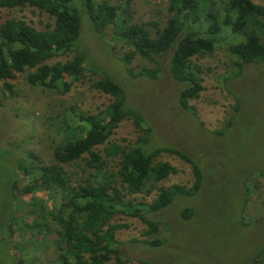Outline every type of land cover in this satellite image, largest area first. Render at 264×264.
Returning <instances> with one entry per match:
<instances>
[{
	"label": "trees",
	"instance_id": "16d2710c",
	"mask_svg": "<svg viewBox=\"0 0 264 264\" xmlns=\"http://www.w3.org/2000/svg\"><path fill=\"white\" fill-rule=\"evenodd\" d=\"M165 1L163 14L157 10L152 19L133 22V0H123L122 5L117 0H0V9L6 13L28 8L47 19L42 28L24 17L8 16L0 21V107L3 98L14 92L18 77L63 94L71 82H80L85 73L94 72L83 64L84 53L77 46L82 12L94 33L102 35L110 26V39L124 49L120 58L124 64L136 59L154 63L141 66L136 73L127 68L131 77L156 79L160 72L157 58L169 53L170 75L182 84L177 103L191 116L195 115L191 101L204 89L202 82L211 72L210 58L215 54L225 53V71L217 75L220 83L238 77L246 64L264 60V0ZM90 87L108 98L102 107L92 112L77 110L72 104L65 107L70 119L59 117V127L66 130L51 146L49 157L44 161L28 150L26 156L9 164L13 176L3 187L8 189V198L17 202L0 225V243L13 254L12 262L14 252L27 250L23 244L11 243L12 234L29 232L28 245L41 253L51 252L46 264L131 263L120 253L115 237L117 230L126 227L121 220L141 224L140 238L128 241L154 246L160 240L153 237L162 226L151 215L168 206L176 194L192 196L201 188V171L191 157L176 148L147 146L151 130L135 109L126 106L117 82L99 74ZM231 97L232 113L214 131L217 136L224 134L238 112L239 101ZM127 117L139 134L133 144L120 145L110 135ZM162 152L189 164L190 185L156 184L177 172L170 163L157 159ZM255 172L264 175V169ZM257 184L254 179L245 189L252 195ZM153 190L155 195L150 196ZM190 210L183 207L180 216L186 218ZM52 229L56 237L49 241L45 236ZM136 263L151 264L145 260ZM244 264H264L263 249Z\"/></svg>",
	"mask_w": 264,
	"mask_h": 264
},
{
	"label": "rangeland",
	"instance_id": "374dc122",
	"mask_svg": "<svg viewBox=\"0 0 264 264\" xmlns=\"http://www.w3.org/2000/svg\"><path fill=\"white\" fill-rule=\"evenodd\" d=\"M117 1L123 4V0ZM165 3V0H133L131 21L152 19L157 10H162L163 14ZM8 16L24 17L38 28L47 21L45 14L31 13L28 8L7 13L0 9V21ZM110 36V26L102 35L94 33L82 12L76 44L84 53L83 64L94 72L85 73L80 82H71L69 90L63 94L30 85L18 77L12 95L3 98L0 107V225L17 202L8 198V189L3 187L13 176L10 162L26 156L28 150L45 161L51 146L64 136L66 128L59 127L58 119L61 116L70 119V110H64L65 107L72 104L77 110L89 112L102 107L108 98L90 87L92 80L102 74L122 87L126 106L135 109L142 116L144 126L151 130L147 135V146L179 149L195 161L202 177L201 188L195 195L176 194L168 206L151 217L148 214L162 226L161 232L153 237L160 240L154 246L128 241L131 237L140 238L141 224L134 219L121 220L126 227L117 230L115 237L120 253L132 260L127 264H137L138 260L151 264H244L260 249L264 254V175L255 172L264 169V60L246 64L238 77L220 83L217 75L225 71L222 64L225 53L215 54L209 59L211 72L202 82L204 89L191 101L195 111L191 116L177 103L182 84L170 75L169 53L157 58L160 72L156 79L131 77L127 68L136 73L141 66H153L154 63L136 59L129 65L124 64L120 59L124 49ZM226 88L239 101V108L232 124L222 136H217L214 131L220 129L232 113V97ZM71 121L72 125L77 123L76 119ZM138 134L132 119L127 117L119 122L110 139L120 145L133 144ZM157 159L170 163L177 170L157 185H190L193 176L189 164L166 152L160 153ZM11 165L13 167V163ZM254 179L258 184L251 195L245 184L253 183ZM154 195L153 190L150 196ZM185 206L191 210L186 218H182L180 212ZM55 232L52 229L46 239L53 240ZM21 234L14 232L10 241L25 245L27 250L18 252L14 248L12 262L13 254L7 253L0 243V264H46L51 261L47 254L51 253L49 250L41 253L26 243L29 232Z\"/></svg>",
	"mask_w": 264,
	"mask_h": 264
}]
</instances>
